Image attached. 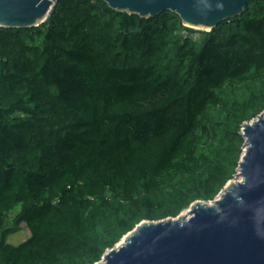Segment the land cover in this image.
Returning <instances> with one entry per match:
<instances>
[{
  "label": "trees",
  "instance_id": "1",
  "mask_svg": "<svg viewBox=\"0 0 264 264\" xmlns=\"http://www.w3.org/2000/svg\"><path fill=\"white\" fill-rule=\"evenodd\" d=\"M195 31L102 0L0 28V264H96L233 179L264 112V0Z\"/></svg>",
  "mask_w": 264,
  "mask_h": 264
},
{
  "label": "water",
  "instance_id": "2",
  "mask_svg": "<svg viewBox=\"0 0 264 264\" xmlns=\"http://www.w3.org/2000/svg\"><path fill=\"white\" fill-rule=\"evenodd\" d=\"M102 1L143 19L170 12L185 27L202 32L241 16L250 2ZM56 2L0 0V28L38 27ZM240 134L244 144L236 174L214 200L192 203L187 218L141 221L96 264H264V112L245 122Z\"/></svg>",
  "mask_w": 264,
  "mask_h": 264
},
{
  "label": "rangeland",
  "instance_id": "3",
  "mask_svg": "<svg viewBox=\"0 0 264 264\" xmlns=\"http://www.w3.org/2000/svg\"><path fill=\"white\" fill-rule=\"evenodd\" d=\"M195 32H200V31H195ZM203 35L200 33H195L194 38H202ZM189 209L184 210L183 212H181L178 216H181L188 211ZM29 236V231L27 230V228L24 225L20 226V230L12 235L11 237H9L8 239V243L14 246L19 245L20 243H22L23 241H25Z\"/></svg>",
  "mask_w": 264,
  "mask_h": 264
},
{
  "label": "bare ground",
  "instance_id": "4",
  "mask_svg": "<svg viewBox=\"0 0 264 264\" xmlns=\"http://www.w3.org/2000/svg\"><path fill=\"white\" fill-rule=\"evenodd\" d=\"M233 182H234V181H233ZM233 182H231V184H232ZM188 214H190V210L186 211V212L181 216V218H183V217H185V218L189 217ZM187 215H188V216H187Z\"/></svg>",
  "mask_w": 264,
  "mask_h": 264
}]
</instances>
